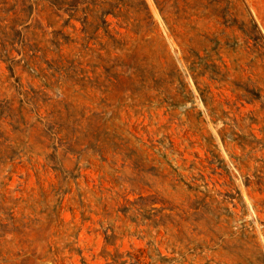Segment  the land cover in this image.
Instances as JSON below:
<instances>
[{
  "label": "rangeland",
  "instance_id": "rangeland-1",
  "mask_svg": "<svg viewBox=\"0 0 264 264\" xmlns=\"http://www.w3.org/2000/svg\"><path fill=\"white\" fill-rule=\"evenodd\" d=\"M144 1L0 0V264H264V0Z\"/></svg>",
  "mask_w": 264,
  "mask_h": 264
},
{
  "label": "trees",
  "instance_id": "trees-1",
  "mask_svg": "<svg viewBox=\"0 0 264 264\" xmlns=\"http://www.w3.org/2000/svg\"><path fill=\"white\" fill-rule=\"evenodd\" d=\"M23 1L29 2V5H27V9L29 13H31V10L35 3L46 2L57 13H60L61 15L63 14L67 15V19L65 20V22H68L71 18H75L80 20L82 23H86L88 18V12H93L92 16H94L96 20H101L103 23L107 25L109 24L105 18L107 15L111 14L117 18L123 17L124 19L127 20L130 8L134 9L135 12L141 13L143 15V18H141L139 21H148V19L151 18L148 7L144 0H139L138 3H135L134 0H23ZM89 4H92L93 6H98V8L97 9L90 8ZM200 93H202V91H200ZM121 257L122 254H116L113 259L114 262L107 264H126V260H120V261L117 260L118 258ZM128 264H134V263L131 262Z\"/></svg>",
  "mask_w": 264,
  "mask_h": 264
}]
</instances>
